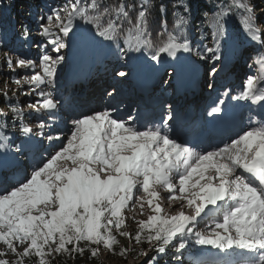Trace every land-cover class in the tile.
Returning <instances> with one entry per match:
<instances>
[{"label":"snow or ice","instance_id":"6c2138e0","mask_svg":"<svg viewBox=\"0 0 264 264\" xmlns=\"http://www.w3.org/2000/svg\"><path fill=\"white\" fill-rule=\"evenodd\" d=\"M233 3L246 14L248 37L264 44V34L255 26L254 10L244 0H233ZM232 6L222 5L214 13L209 46L194 44L189 37L191 9L187 4L182 5V14H173L176 19L171 31L167 20L162 21V31L154 42L148 27V0H143L134 18L123 2L104 6L100 0H64L63 4L49 7L48 13L35 19L40 37L37 42L39 67L43 75L35 72L34 59L17 55L14 61L6 54L4 62L9 69L15 64L34 72L31 77H24V84L38 96L29 107L37 113L42 108L49 119H54L52 110L62 103L53 98L57 72L67 62L69 53H75L81 62H94L100 53H110L119 65L113 75L122 80H127L132 71L131 68L122 70L128 67L131 53H143L153 70H157L155 65L167 63L171 72L165 69V75L176 79L182 75L184 61L193 57L211 62L210 74L215 76L218 72L215 65L222 59L227 17ZM160 12L166 13L163 5ZM54 21L55 30L50 27ZM17 35L23 41L32 40L27 24L22 25V32ZM6 47L5 32L0 36V49ZM14 82L21 83L19 79ZM114 94L118 95V91L113 86L107 95L114 97ZM228 95L224 93L225 97ZM5 99H8L7 94ZM231 99L264 107V75H248L243 90ZM225 103V99L213 102L207 116L214 121L225 119ZM113 111L81 113L72 119L67 137L46 135L45 127L51 128V125H46L43 118L39 119L38 130L34 132L24 124L25 113L16 106H11L10 122L7 113L0 112L3 117L0 119V184L4 185L0 190V243L6 246V251H0V264H24V259L33 255L38 258L37 264H49L45 257L54 253L83 255L86 249L80 246L81 241L111 250L118 243L112 235L113 228L135 243L152 244L151 251L156 255L144 264H158V257L166 255L169 246L174 249L173 258L179 260L193 239L197 245L217 248L223 259H194L192 264H264V119L250 120V130L230 139L223 147L210 145L211 151H200L198 145L181 141L174 134L170 122H175L176 114L170 104L164 108L159 123L149 119L143 129L131 115L129 123L113 117ZM17 129L24 136L19 144L15 142ZM45 136L49 146L58 150L42 149ZM62 139L67 143H53ZM42 151L45 154L42 155ZM20 157H27L28 162L22 164ZM209 169H214L215 176H205ZM194 174L199 177L191 184L195 191L190 192V198L181 197L187 199L189 206L195 205L194 214L161 215L160 204L153 206L158 194L150 190L152 186L166 187L171 200L177 190L181 194L189 191V181ZM141 177L142 180L138 179ZM213 179L219 180L217 186H213ZM202 180L206 182L201 183ZM174 181L178 182V189ZM137 185L152 198L148 204L154 214L139 221L133 236L121 230L125 224L122 210ZM197 200L201 202L196 204ZM218 201L224 204L214 209L219 214L214 217L215 226L211 229L214 236L194 232L197 218L208 205L215 206ZM217 229L227 234L221 235ZM20 246H23L22 251H18ZM89 251L96 257L99 249L90 247ZM128 251L121 248L120 254L126 256ZM8 253L16 259H5ZM233 254L238 259H232ZM137 255L147 257L148 253Z\"/></svg>","mask_w":264,"mask_h":264},{"label":"rangeland","instance_id":"374dc122","mask_svg":"<svg viewBox=\"0 0 264 264\" xmlns=\"http://www.w3.org/2000/svg\"><path fill=\"white\" fill-rule=\"evenodd\" d=\"M244 2L247 3L248 6L254 10L252 15L255 17V21L258 20V22H255V26L258 27L262 32L264 30V27H263L264 26V0H244ZM3 3H4L3 10H4L5 15H4V21L0 23V27L7 29L6 31L7 47L0 49V103L7 104L9 106H16L19 109H21L22 112L25 113V116L23 117L24 124L28 127H31L33 131L35 132L37 131V125L39 123V119L41 118L43 113H46L47 111L42 108H39V105H37V108H39V113H37L35 109L29 107L30 104H33L37 101L38 96L36 92L32 91V89L27 84H24V77L25 75L31 77V75H33L34 72L29 69L18 67L15 64L13 65V69H9L4 62V57L6 54L11 55L14 61L17 58V55H19L21 58L34 59L36 60V63H37V68L35 69V72H39L41 75H43L39 67L38 56L40 54V50L37 47V42H39L40 37L38 35L39 29L37 28L35 19L38 18L41 14L48 13L49 7H56V6L63 4L64 0H9L8 2L4 0ZM16 18L18 19V21ZM14 19H16V22H14ZM24 24H27L29 28L31 29V37H32L31 41H23L18 38L17 34L22 32V25ZM54 26H55V21L53 22V25H51L50 27H52L53 30H55ZM242 30H243L242 37H238L232 41H229L226 38V40L223 42L222 49H221L222 59L221 61L217 62L215 65V67L218 69L217 74L220 71H223L222 75H224L226 73L227 68L231 69L232 72H235V69L238 70L237 68H235L236 61L240 59V56H242L243 54L245 55V57L249 56L250 50L253 53H258V50L256 52L252 50L254 46L255 47L257 46H256V42H253L246 34L245 22L242 23ZM4 33L5 32L0 31V36H3ZM211 33L212 31L210 30L209 36L207 37V41L203 42V43L209 44V46H211V39H212ZM48 50L51 51V46L48 47ZM145 59H146L145 55L143 56L140 53H134L133 55H131V60L128 63V67L122 68V70H125V71H128V68L132 69L127 80H122L121 78H119V80L123 82L128 81V82H125L127 84H129L130 82L134 83V87H130L128 85H126L127 86L126 87L125 84H122V86L126 88V91L131 94H133L135 87H136L135 81L133 82L131 81V79L132 77H136V76H139L142 78L143 80L142 84H146L147 82H149V88L147 92L145 93L146 96L143 97L146 100L151 99V97H153V93H158L161 97H163L162 98L163 101H166V98L170 95V90L173 91L176 89H180L181 90L180 92H184L185 90L186 92H189L187 90V86L190 87L192 83L194 82V80H196V83H198L201 80L204 81V82L201 81V90H200L201 92H203V90L204 91L209 90V86L205 83L208 81L207 79H209L211 76L210 74L211 68H212L211 62L198 61L194 57L191 60L184 61L183 72L180 77L182 79L184 76H186L187 80L185 81L188 82L190 79V82L183 83L180 78L177 80L173 76L165 75V69H167L168 72H171V68H169L167 63L155 65V68L157 69L155 70L156 75H154L151 78H144L143 77L144 72L148 71L150 66L152 65L151 63L148 62V60L145 61ZM137 60H140L143 63L138 65ZM91 63H92L91 68L96 71L92 73L91 77L89 78L90 83H92L93 80L97 81L103 78H107V79H109L110 77L113 78L114 77L113 70L114 68L119 66L117 60L110 53H107V52L100 53L99 57L94 62H91ZM88 65H89V62H81L75 54L69 53L67 62L63 66L58 68L57 87L53 91V98L61 101L62 98L61 99L58 98V95L64 96L63 92H66L68 90H78L82 85L78 87H73V86H69V83L72 82L74 78L76 77V74L79 73L80 67L81 68L87 67ZM238 67H240L239 69H241V63L239 64ZM140 68L142 70H145V69L147 70L142 72L139 70ZM211 78H214V76L212 75ZM218 78H220V76ZM15 79H19L21 83L16 84L14 82ZM40 87L44 89L45 91L48 90L46 86L44 85H41ZM5 94H7V97H8L7 100L5 99ZM0 112L7 113V116L10 122L11 115H12L11 109H7L6 107H3L0 109ZM0 119H3V117H0ZM242 132H243L242 130L239 131V133H242ZM47 134L48 133H46V135ZM23 137H24L23 134L20 133L17 129L15 132V142L19 144L24 139ZM66 142L64 144H66ZM67 163H68V166H71L70 161H68ZM208 175L213 176L212 173ZM195 180H196V177L191 180L189 191H186L183 194H181L180 192L175 193L174 198L171 200H175L182 196L190 198V195L188 196V193L190 191H195V189H191V184L194 183ZM204 182L206 181L204 180L203 182L201 181V183H204ZM212 183L216 184V181H214L213 179ZM138 188L141 190V192L135 197L136 201L133 204H130L132 202V199L134 198V196L132 195V198L128 201L127 207H125L122 210V215L124 217V220L127 226L139 223V221L147 220L150 215L154 214L148 204V200L152 198L149 197L147 193H144L139 185H138ZM171 200H169L168 197L164 198L161 195L160 196L157 195V198L153 200V206H155L156 203H159L162 208L161 215L174 216L173 213L167 214L168 202ZM141 205H143L142 208H141ZM186 205H187V202H186ZM194 209H195V206H194ZM194 209L192 211H190L189 209H187L186 211L181 209L180 211H178V213H176V215L183 212L191 216L194 213ZM198 221L199 219L196 220L195 226L193 227V231L201 232V233H204L205 235L209 234V233L207 234L205 233L204 231L205 227L203 225L204 222H209V221L208 220L203 221V223H201V226H200V222L198 224ZM210 235H207V236L212 238ZM1 245L3 247H6L5 245H3V243H1ZM206 246L207 245H203L202 247H206ZM200 247L201 245H197L194 243V239L190 240L189 247L186 250H184V254L182 257L188 258L190 254H192L191 259L195 258ZM151 249H152V244L149 245L143 251V252H147L148 256L145 257L144 255H141V258L139 260H131V259H128L126 261L121 260V259L114 260V259H108L104 255H102L101 263L102 264H144V262L148 258H150L153 255H156V253L151 251ZM0 250H2L1 246H0ZM173 250L174 249L169 246L167 254L161 255L158 257V264H181L179 261H175V259H173V256H174ZM185 255H188V256H185ZM166 259L168 260L166 261Z\"/></svg>","mask_w":264,"mask_h":264},{"label":"trees","instance_id":"16d2710c","mask_svg":"<svg viewBox=\"0 0 264 264\" xmlns=\"http://www.w3.org/2000/svg\"><path fill=\"white\" fill-rule=\"evenodd\" d=\"M4 0H0V23L4 21ZM9 0H6L8 2ZM125 3L129 7L130 16L135 17L137 11L143 0H100V3L104 6L118 5L119 3ZM150 5L149 14V31L152 33V39L155 42L158 38V33L162 31L161 23L163 20H167L168 30H172V26L176 19L174 13H183L182 5L187 4L191 9L188 25V35L192 39L194 44L203 43L207 41L209 31H212L213 15L222 5H233L229 16L227 17V39L232 41L238 37H242V23L245 22L246 14L243 9H237L234 6L233 0H148ZM161 5L166 9V13L160 12ZM12 13V12H11ZM17 16V15H16ZM26 16V15H25ZM255 22H258L256 20ZM0 31L6 32V28H1ZM206 37L201 39V37ZM6 107L11 109V106L0 103V109ZM131 233L133 236L138 230V223L127 226L126 223L121 229ZM112 235L115 236L118 243L114 244L112 249H107L103 245H91L89 246L86 241H81L80 246L86 249L83 255L72 253L53 254L52 256L45 257L49 264H102L101 258L104 255L108 259L114 260H139L141 255L137 253L143 252L149 245L147 242L135 243L133 240L119 235V231L115 228L112 229ZM2 250L6 251V247H3L0 243ZM71 247V245H69ZM90 247H97L99 249L98 255L92 257L89 251ZM23 246L18 247V251H22ZM121 248H127L128 254L123 256L120 254ZM174 251V250H173ZM8 260H15L11 253H8L5 257ZM38 258L33 255L24 259V264H37Z\"/></svg>","mask_w":264,"mask_h":264},{"label":"bare ground","instance_id":"6f19581e","mask_svg":"<svg viewBox=\"0 0 264 264\" xmlns=\"http://www.w3.org/2000/svg\"><path fill=\"white\" fill-rule=\"evenodd\" d=\"M91 62H89V65L87 67H80L79 68V73L76 74V77L74 78V80L72 82L69 83V86H73V87H78V86H81L78 90H68L66 92H63V95L64 96H61V101L62 103L63 102H68L69 106H70V111H72L73 113H76L77 116H79L81 113H85V114H93L94 112L96 111H101L98 109V97H99V92L106 86V83H108L109 79L107 78H103L101 80H97V81H92V83L89 82V78L91 77L92 73H94L96 70H93L91 68ZM150 66V65H149ZM149 68V67H148ZM143 72V71H142ZM107 73V72H106ZM231 73V72H230ZM229 73V74H230ZM109 74V73H108ZM228 74V75H229ZM104 75V74H103ZM154 75H156V72L155 70H153L152 68V65L150 66L149 70L144 72V75L143 77L144 78H151L153 77ZM227 75V76H228ZM241 75H244L243 73L239 72V77H241ZM84 76V77H82ZM191 76V74H190ZM181 79V77H180ZM198 79V78H197ZM213 79V78H211ZM178 80V79H177ZM185 80H187V77L184 76L181 81L184 83H188L190 82V79L188 82H186ZM180 81V80H179ZM202 81V80H201ZM201 81H199L198 83H196V80H194V82L192 83V85L190 87L187 86V90L189 92L191 91H200L201 90ZM143 80L141 77L139 76H136V79H135V90H134V94H136V96L138 98L141 99V101H139V103H145V102H148L149 100H146L145 97V93L147 92L148 88H149V82H147L146 84H142ZM158 82V81H157ZM98 84V85H97ZM65 85V84H64ZM126 86V85H125ZM127 87V86H126ZM152 87V86H151ZM214 88L216 89L217 87L214 86ZM131 89V88H130ZM150 90V89H149ZM178 90V94H180V89H176ZM204 91V90H203ZM217 91V90H216ZM186 92V90L184 91ZM194 93V92H193ZM180 95H183V94H180ZM185 95V94H184ZM142 96V97H141ZM163 98V97H162ZM219 99V96L216 100ZM232 100H229V102H231ZM175 102L174 99H168L166 98V106L167 105H172L173 103ZM121 114H117L116 116H113V117H120ZM138 127H141L143 129V125L142 124H139ZM69 129L70 128H66L63 132V137H67L70 132H69ZM241 130H244V127L242 125H238V126H235L233 127V129H231V132L228 136H230L229 138H226L224 139L223 141L225 142V144L229 143L230 142V139L232 138H236V136L238 134H242V133H239V131ZM249 130V129H248ZM232 131L234 132V134L231 136V133ZM51 133V134H50ZM48 134L50 135H57L56 133L54 132H50ZM47 134V135H48ZM177 138L181 141H184V137L179 133L176 135ZM46 137V136H45ZM67 140L66 139H62L60 142L58 143H55L56 145H59L61 143H65ZM67 143V142H66ZM224 146V143L221 145V147ZM203 149H207L209 151L212 150V148H209V146H207V148H204L205 145L202 146ZM55 150H58V148H56ZM42 154V153H41ZM43 155V154H42ZM221 162V161H220ZM71 167V166H69ZM208 171H210V173L213 171V169H209ZM207 173V171L205 172ZM213 173V172H212ZM196 179H199L198 176H196L195 174L193 175V178ZM19 178V177H18ZM138 179H141L142 180V177L141 178H138ZM214 181H216V184L219 183V180L218 179H214ZM218 181V182H217ZM203 182V180H202ZM174 183H176V181H174ZM214 183V182H213ZM4 187V185L0 184V190H2V188ZM162 188H165L164 186H161L159 185V189H162ZM179 188V185L177 184V189ZM141 192V190L138 188V185H137V188L133 190V196L134 198L132 199V202L130 204H133L136 200H135V197ZM175 193H179V191L177 190ZM174 193V194H175ZM162 196L164 198H167L169 196V193H168V190H164V191H161V193L158 195V196ZM186 202L187 200L186 199H182L181 197L180 198H177L175 200H171L168 202V211H167V214L169 213H173L174 215H176V213H178V211H180L181 209L182 210H187L189 209L190 211H192L194 209V206H188V204L186 205ZM131 206V205H130ZM165 206V205H163ZM162 206V207H163ZM166 210V209H165ZM183 213V212H182ZM185 215H187V213H184ZM202 221V222H201ZM204 221V217H200L199 221H198V224L200 222V226H201V223H203ZM219 222H222V220H219ZM215 226L214 225H210V226H207L204 231L205 233H209L207 235H210L211 237L214 236V234L212 233L211 229ZM199 228V226H198ZM197 228V229H198ZM217 232H219L221 235L223 234H227L225 233L222 229H217L216 230ZM204 234V233H203ZM233 235H235V232L232 233ZM213 249V246H209L207 245L206 247H200L198 253L196 254V257L195 258H190L191 261H193L194 259H202V260H205V259H210L212 257V251ZM217 249V248H216ZM200 253H204L205 255H200ZM180 262V261H179Z\"/></svg>","mask_w":264,"mask_h":264}]
</instances>
